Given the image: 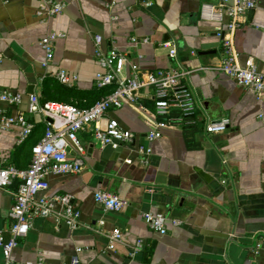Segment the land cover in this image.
<instances>
[{"label":"crops","instance_id":"crops-1","mask_svg":"<svg viewBox=\"0 0 264 264\" xmlns=\"http://www.w3.org/2000/svg\"><path fill=\"white\" fill-rule=\"evenodd\" d=\"M56 1L65 8L48 17L38 13L42 0H0V97L22 94L18 104L0 98V109L30 125L22 142L19 124L0 127L2 166L28 168L31 148L45 133L42 115L29 110L31 95L86 108L111 90L97 86V74L104 71L95 55L97 34L105 50L116 46L126 53V74L131 62L144 71L192 70L186 82L200 105L194 123L170 125L154 141L147 139L145 117L130 106L110 110L102 123L117 119L135 133L132 143L102 147L91 128L82 131L81 173L50 174L49 189L41 193L72 194L80 225L35 218L9 264L41 255L46 264H264V100L218 68L220 32L228 22L221 0ZM52 31L65 35L55 40L54 57L46 63L41 39ZM166 41L176 44V57ZM235 44L242 64L253 57L264 69V0L242 16ZM61 70L68 73L66 83L57 76ZM150 93L142 92L152 111ZM223 118L229 119L224 131H207L208 121ZM140 146L147 151L140 153ZM17 188L0 187V231L7 238ZM98 190L128 204L105 209L95 200ZM146 213L164 214L167 232L153 230ZM114 230L122 239L112 243L107 233ZM139 240L144 246L134 250ZM0 264H7L1 248Z\"/></svg>","mask_w":264,"mask_h":264},{"label":"built area","instance_id":"built-area-1","mask_svg":"<svg viewBox=\"0 0 264 264\" xmlns=\"http://www.w3.org/2000/svg\"><path fill=\"white\" fill-rule=\"evenodd\" d=\"M228 22L222 29L223 56L218 68L235 79L240 85L252 89L258 99L264 100V69L260 68L253 57H248L242 64L240 53L235 44V33L241 25L242 16L256 8L258 0H221ZM114 4V1L112 2ZM111 5V4H110ZM65 4L56 0H42L40 15L48 17L61 13ZM64 33L52 31L41 39V45L46 52V63L54 57V42ZM147 40V39H144ZM131 41L138 42L137 37ZM95 55L104 71L97 74V86L100 88L112 86L111 90L86 108L59 102L42 101L39 96L31 95L29 110L31 113L42 115L46 129L43 137L32 146V158L28 168L21 169L14 165L0 164V187L18 184L11 210L14 222L9 228V237L0 231V248L6 263H11L12 252L18 245V239L28 234L33 220L37 217H54L57 221L65 222L71 228H77L81 221V210L75 203V197L70 193L41 194L49 189L50 174H78L84 166L86 148L80 133L86 129L93 131L95 139L102 147L130 144L135 139V133L123 127L115 118H108L103 124L105 115L112 109L123 106L133 107L146 119L149 126L147 139L154 141L163 136V129L175 123H194L199 107V97L186 80L190 79L193 71L178 67L157 71H144L137 63L131 62L129 74L125 73L128 57L116 46L103 48L104 38L97 34L94 37ZM169 49V55L176 57L177 46L172 41L164 43ZM60 81L68 82V73L61 70L57 73ZM151 89L153 110H148L143 102V90ZM2 101L18 104L22 94L11 91L5 92ZM2 129H9L19 124L22 129V142L30 133V125L24 119H17L0 109ZM229 119L208 121L206 129L209 133L224 131ZM138 151L147 150L140 146ZM95 200L105 209L120 210L128 204L126 198L107 191L95 192ZM149 226L161 233L167 232L166 216L161 213H146ZM110 241H120L122 233L118 230L107 233ZM264 243V242H263ZM144 242L139 240L134 250H140ZM77 263L74 259L73 264ZM17 264H46L41 255L37 261H27Z\"/></svg>","mask_w":264,"mask_h":264},{"label":"water","instance_id":"water-1","mask_svg":"<svg viewBox=\"0 0 264 264\" xmlns=\"http://www.w3.org/2000/svg\"><path fill=\"white\" fill-rule=\"evenodd\" d=\"M32 92V91H31Z\"/></svg>","mask_w":264,"mask_h":264}]
</instances>
